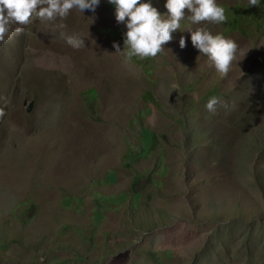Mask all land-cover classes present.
Returning <instances> with one entry per match:
<instances>
[{
    "label": "rangeland",
    "instance_id": "rangeland-1",
    "mask_svg": "<svg viewBox=\"0 0 264 264\" xmlns=\"http://www.w3.org/2000/svg\"><path fill=\"white\" fill-rule=\"evenodd\" d=\"M217 3L224 23L185 17L156 57L115 53L107 0L0 43V264H264V0ZM197 27L239 45L226 76Z\"/></svg>",
    "mask_w": 264,
    "mask_h": 264
},
{
    "label": "clouds",
    "instance_id": "clouds-1",
    "mask_svg": "<svg viewBox=\"0 0 264 264\" xmlns=\"http://www.w3.org/2000/svg\"><path fill=\"white\" fill-rule=\"evenodd\" d=\"M115 7L117 24H124V46L121 50L118 43H113L115 53H123L128 59L136 57H156L164 50V45L172 41V34L180 30L181 21L187 17L193 24L208 22L212 24L224 23L227 19L225 9L217 0H167L166 14H161L153 7L151 0H107ZM100 0H0V43H6L14 35L23 33L25 27L33 19L41 22H56L58 29H65L63 23L73 9L82 13L85 10L95 13ZM250 6H257L258 0H249ZM185 10L190 15H185ZM190 31L191 44L200 55L208 57L211 66L221 76H226L239 50V45L231 38L222 34H213L205 27H197ZM60 35L73 48L85 46V39L78 34H68L61 31ZM181 48L186 46V40L181 36ZM220 98L211 97L206 108L215 112L216 106L221 104ZM223 106V105H222ZM5 115L0 108V118Z\"/></svg>",
    "mask_w": 264,
    "mask_h": 264
},
{
    "label": "trees",
    "instance_id": "trees-1",
    "mask_svg": "<svg viewBox=\"0 0 264 264\" xmlns=\"http://www.w3.org/2000/svg\"><path fill=\"white\" fill-rule=\"evenodd\" d=\"M234 28H235V27H234ZM234 28H233V29H234ZM142 99H143L144 102H146V103H149V102L154 103V98H153V96H152L149 92H147L146 94H144V95L142 96ZM92 100H94V99H92ZM143 114H144V112H142V114L139 112V113L135 116V118H137V120L140 121V119H142V117H143ZM141 133H142V140H143L142 142L144 143V145H145V144L147 145L146 147L150 148V146H151L152 144L154 145V141L156 140V134H154L153 132H151L147 127L141 129ZM149 150H150V149H146L145 152L148 153Z\"/></svg>",
    "mask_w": 264,
    "mask_h": 264
}]
</instances>
